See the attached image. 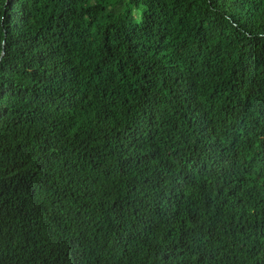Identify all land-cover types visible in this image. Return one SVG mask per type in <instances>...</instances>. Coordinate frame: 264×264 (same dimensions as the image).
Returning <instances> with one entry per match:
<instances>
[{
	"label": "trees",
	"instance_id": "trees-1",
	"mask_svg": "<svg viewBox=\"0 0 264 264\" xmlns=\"http://www.w3.org/2000/svg\"><path fill=\"white\" fill-rule=\"evenodd\" d=\"M0 264H264V0H0Z\"/></svg>",
	"mask_w": 264,
	"mask_h": 264
}]
</instances>
